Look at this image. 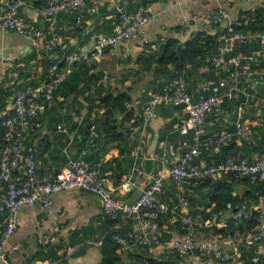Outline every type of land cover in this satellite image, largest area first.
Listing matches in <instances>:
<instances>
[{
    "label": "crops",
    "instance_id": "crops-1",
    "mask_svg": "<svg viewBox=\"0 0 264 264\" xmlns=\"http://www.w3.org/2000/svg\"><path fill=\"white\" fill-rule=\"evenodd\" d=\"M125 1H128V8L130 7L128 13L134 12L140 5L147 6L153 13L145 28L153 42L145 44L139 35H135L126 47L117 46L112 49L114 52L112 58L115 55L119 56L117 62L119 76L122 71L127 72V75L123 79L119 77V80L108 87L102 86L111 90L113 94L123 92L128 95L130 100L126 106L131 118H126L123 113L115 114L114 118L119 126L118 132L123 133L121 134L122 138L105 143L104 135L98 132L95 146L89 149L86 159L92 165L100 164L102 178L108 187L114 189L116 196L127 202H134L153 177L167 170L166 167H162L158 155L164 150L173 155L176 145L184 138V135L173 130V124L179 123L180 119L185 117L186 109H174L170 104H160L155 120L149 122L143 120L142 110L149 93L158 91L166 79L174 76L178 70L177 67L169 66L167 77L163 73L160 75L159 72L162 70L156 65L153 57L162 51L168 39L174 38L183 44L199 30H205L212 34L220 32L221 35L224 32V24H211L212 13L220 5L215 0H186L173 5H171L173 0H146V4H140L145 0ZM115 8L114 0H101L98 16L92 19L84 18L78 25L75 23L76 14L58 16L57 23L64 28V43L51 54L35 52L22 36L1 30L0 98H3L5 105L10 104L9 101L15 93L16 86L14 84L27 85L25 83L28 81L40 84L50 81L55 74L50 70L49 65L55 59L56 62H59L65 54H62V50H67L66 46L71 47L72 51L90 53L94 49L98 37L108 34L107 31L113 28L117 22L118 16ZM256 9H264V0H237L230 8V13L236 19L245 17L246 12H254ZM192 17H197V21L190 25H181L183 20ZM26 18L28 22L37 25L45 33L48 32L49 22L38 17L32 6L26 8ZM140 58L143 63L139 61ZM208 66L185 65L183 67L186 72L190 73L188 84L194 94L200 82L214 75ZM47 68L49 71L44 75L43 72ZM104 73L106 74V72ZM30 74L31 76H29ZM24 85L18 88H22ZM241 100V98H233L222 102L223 108L227 111L224 118L226 123L223 126L232 125L235 121L236 118L231 122L229 118ZM79 102L84 106L78 104L73 110L70 101H64V97L62 100L60 89L53 106L42 111L41 127L30 137V141H35L38 145L37 159L40 174L62 170L70 158L78 155L81 149L87 147L85 140L88 134H85V131L88 122H86V117L95 121L96 112L93 109L91 115L88 116L87 103L83 101V98H79ZM247 110L243 114V120L255 125L254 121L245 119L244 116L253 111L252 108ZM68 111L71 112L68 113ZM261 118L257 114L255 119L258 122V119ZM96 130L98 131V127ZM260 137L261 134H255L253 141L249 143L234 141L224 147L214 148L205 153L199 162L214 164L224 159L227 154H235L248 162H253L259 157H264V143L259 141ZM83 140L84 143L81 144ZM260 142L262 146H260ZM147 158L153 159L149 173H146L144 168V161ZM125 184H129L130 187L123 188ZM199 187L189 193L190 212L203 221H205V217L201 211L204 204L211 202L210 198L213 193H226V197H231V199H242L241 201L234 200L235 203H228L217 212L218 214L224 211L232 212L236 206L245 205L247 208H253L258 216L264 215L263 183L255 186L239 178L219 176ZM230 189L232 190L230 191ZM184 190L185 188H183ZM177 197L178 189L169 179H165L159 199L172 205L177 202ZM52 198L53 204L50 207L41 204L21 206L17 216L18 229L10 238L7 246L12 264L62 262L65 264H96L100 258L99 247L109 228L100 198L96 194L82 189L61 191L53 194ZM196 202L197 207L194 206ZM209 210L210 207L206 209V212ZM217 213L212 215V219L204 230L199 232V239L206 241L220 239V235L214 234L213 227L219 231L224 230L227 235L234 232L238 234L240 222L229 220L231 218L225 216L223 219L220 218L222 222H225L222 223L218 219ZM118 221V225L121 227L115 229L124 239L119 253L126 255L128 251L134 250L130 232L136 227L131 221L125 219ZM4 226L3 216L0 214V232ZM160 226L162 239L183 236L184 229L177 220L161 218ZM217 244L232 254L231 264H264V242L254 246L252 254L247 252L250 248L248 249L243 241L235 240L232 243L218 241ZM17 245H21V248L11 249ZM149 253L156 259L170 258L171 254L161 246L150 247ZM185 262L186 264H221L206 256L190 253L187 254Z\"/></svg>",
    "mask_w": 264,
    "mask_h": 264
},
{
    "label": "built area",
    "instance_id": "built-area-1",
    "mask_svg": "<svg viewBox=\"0 0 264 264\" xmlns=\"http://www.w3.org/2000/svg\"><path fill=\"white\" fill-rule=\"evenodd\" d=\"M26 1L0 0V31L22 36L33 51L43 54L55 52L64 43V28L57 23L58 16L76 14L75 23L78 25L84 18H96L101 3V0H48L44 6L34 9L38 17L49 22L48 32L45 33L27 21L23 8ZM114 1L118 15L114 29L100 35L90 53H65L50 68L55 74L50 81L16 88L10 104L0 109V214L4 216L5 225L0 239V264H12L7 246L18 229L17 216L22 205L41 204L50 207L53 194L76 189L86 190L100 198L104 217L114 223L112 228L121 227L118 225L119 219L131 221L136 227L130 232L133 247L161 246L169 253L198 254L221 264H231L232 254L219 247L217 242L243 241L248 249L261 245L264 242V215H259L258 226L246 233L234 237L220 236V239L212 241L202 240L198 234L207 223L190 212L189 193L219 176L248 178L252 184L264 182V157L248 162L238 155L227 154L214 164L199 162L205 153L214 148L224 147L234 141H253L256 132L252 124L243 120V114L248 108L264 112V68L251 69L248 63L250 60L258 63L264 58V29H242L239 18L234 19L230 13V8L237 0H215L220 5L213 11L210 21L213 25L224 24V32L220 35L219 51L207 59L208 69L214 72L213 77L200 82L194 94L189 88L186 69L183 68L175 77L165 81L158 91L149 93L142 110L145 122L157 118L160 104L186 103L184 109L187 113L179 123L173 124V130L184 136L190 133L195 136L191 139L183 138L173 150V155L166 150L158 155L162 167L167 170L153 177L134 202L116 196L114 189L108 187L100 177V164L92 165L87 161L88 151L95 146L97 139L98 131L94 123L87 127V147L70 158L62 170L45 174L38 172V145L30 141V137L40 129L42 111L55 103V92L71 73L73 63L80 59L97 63L105 50H110L113 55L112 49L117 46L126 47L135 35H139L145 44L153 42L145 30L153 16L148 7L140 5L134 12L128 13V1ZM181 1L186 0H173L171 5ZM196 21L197 17H192L183 20L181 25H190ZM245 45V52L235 54L230 51L233 47ZM63 60V70L61 68L57 71ZM119 77V72L106 73L101 84L108 87ZM233 98L242 99L237 105L238 117L231 126H223L227 111L222 102ZM165 179H169L178 189L175 204L168 205L159 199ZM126 186L130 187L125 184L123 188ZM253 215V208L241 205L236 206L232 212L217 214V217L219 220L225 216L239 220L250 219ZM161 218L177 220L184 229L183 236L162 239ZM114 240L122 247L123 238L114 236ZM20 248L21 245L11 247L13 250Z\"/></svg>",
    "mask_w": 264,
    "mask_h": 264
},
{
    "label": "trees",
    "instance_id": "trees-1",
    "mask_svg": "<svg viewBox=\"0 0 264 264\" xmlns=\"http://www.w3.org/2000/svg\"><path fill=\"white\" fill-rule=\"evenodd\" d=\"M48 0H27L26 4L24 5L25 15H26V8L33 7V9L37 7L44 6ZM147 1H143L140 4H146ZM129 4L127 3L126 9L128 8ZM129 12V11H128ZM118 16V15H117ZM239 22L242 23V29L246 27L252 28V30H261L264 29V9H256L254 12H246L245 17L238 19ZM247 21V24H244ZM97 22V21H96ZM114 27L109 29L108 31H113ZM106 29L104 28V31ZM107 33H110L108 32ZM221 46L220 43V32H216L214 34L208 33L205 30H199L195 32L193 35L189 37L187 41L183 44H180L177 39L171 38L166 41L163 46L162 51L156 56L153 57L156 65L160 68V75L163 73L166 77L167 69L169 66L177 67V71L174 76L166 79V81L172 79L178 74V71L183 69L185 65H190L193 67L208 65L209 62L207 59H211L218 51ZM67 50L63 51V53L72 52V48L66 46ZM65 48V47H64ZM247 45L245 46H236L233 47L230 51L231 53H240L245 52ZM102 58H112V54L110 50H105L102 54ZM50 60V58H48ZM143 63L142 58L139 60ZM151 62V61H150ZM56 59L51 62L49 65L50 68L52 65H56ZM250 64L251 69H261L264 68V58L260 60L258 63H254L251 60L248 62ZM65 66L64 60L58 65L57 71L60 70ZM49 69L47 68L44 75L47 74ZM156 74V73H155ZM105 75L104 72L99 71L97 69V63L92 60L89 61L87 59H80V61H76L73 63L72 71L64 80L62 85L58 90L55 92V97L57 96V92L61 89L62 92V100L64 97V101H70L73 110L75 106L80 104L84 106L82 103L79 102V98H83L85 101L86 107L88 108V116L91 115V111L95 109V121L86 117L87 124L90 125L95 123L98 127V132L104 135V142L108 143L109 141L121 139L122 136L121 132L119 131V126L114 118L115 114L123 113L125 117L128 119L131 118L130 112L127 109V103L129 102V97L125 93H117L113 94L111 90L105 89L101 84V79ZM127 72L122 71L120 75V79L125 78ZM190 73L186 72V78L188 80ZM31 76V74L29 75ZM156 76H158L156 74ZM213 77V75H211ZM25 84L30 85H37L33 84L32 82L28 81ZM24 84L16 85V88L20 87ZM26 86V85H24ZM98 101V102H97ZM5 101L3 98H0V109L6 107ZM71 111H68L70 113ZM253 113L259 114L262 118H264V112L258 113L257 111H252ZM245 119H250L254 121L255 125H252L253 129L255 130L256 134H261L259 141L264 143V124L258 123L254 117L251 116L250 113H247L244 116ZM231 126V125H229ZM85 131V134H87ZM86 141V140H85ZM84 143V140L81 144ZM260 146H262L260 142ZM120 176V175H119ZM100 177L102 178L101 170H100ZM231 178H235L231 176ZM103 179V178H102ZM240 179V178H239ZM241 180L249 182L248 178H241ZM208 182L204 183L203 185L208 184ZM264 184V182L254 183L252 185ZM202 185V186H203ZM200 187H197L199 189ZM232 189H230L231 191ZM211 202L208 204H204L203 210L201 211L204 214L205 222L208 223L212 219V215L222 210L225 205L228 203H235V201H241L242 199H231V197H226V193H213L211 196ZM235 200V201H234ZM197 207V202L194 204ZM210 207V210L206 212V209ZM193 209V207H192ZM218 214V213H217ZM3 216V215H2ZM4 217V216H3ZM108 220V219H107ZM232 221H239L238 227V234L246 233L258 226V213L254 211L253 217L250 219H229ZM109 224V228L107 233L105 234L104 239L100 245V258L96 262V264H186L185 258L187 254L181 253H171L170 258L161 259V258H153L149 253V248H141L139 246L134 247L133 251H128L126 255H120L119 249L121 245L114 240V236H119V231L111 228L113 226V222L110 220L107 221ZM5 227V226H4ZM4 227H2L0 232V239L3 235ZM214 228V234L220 236H235V232L233 234H228L224 232V230L219 231L217 228ZM204 230V229H203ZM202 230V231H203ZM246 246V245H245ZM244 248V246H243ZM223 249V248H222ZM254 251V246H252L247 252L252 254ZM185 255V256H184ZM63 263V262H62ZM65 264V263H63Z\"/></svg>",
    "mask_w": 264,
    "mask_h": 264
},
{
    "label": "water",
    "instance_id": "water-1",
    "mask_svg": "<svg viewBox=\"0 0 264 264\" xmlns=\"http://www.w3.org/2000/svg\"><path fill=\"white\" fill-rule=\"evenodd\" d=\"M118 59H119L118 55H115L112 59L100 58V60L97 62V67L100 71H104V72L109 73V74H115V73L119 72L118 66H117ZM170 106H172L174 109H184V108H186L187 104L186 103H178V104L173 103V104H170ZM251 114L253 117L257 118V114H255L253 112H251ZM237 117H238V106H235V110L229 118L230 122ZM258 122L264 123V118L258 119ZM86 127H88V125ZM194 136H195L194 133H190V134L184 136V138L191 139ZM152 163H153L152 158L145 159L144 168L146 170V173L150 172V170L152 168Z\"/></svg>",
    "mask_w": 264,
    "mask_h": 264
},
{
    "label": "rangeland",
    "instance_id": "rangeland-1",
    "mask_svg": "<svg viewBox=\"0 0 264 264\" xmlns=\"http://www.w3.org/2000/svg\"><path fill=\"white\" fill-rule=\"evenodd\" d=\"M246 111H248V110H246Z\"/></svg>",
    "mask_w": 264,
    "mask_h": 264
}]
</instances>
